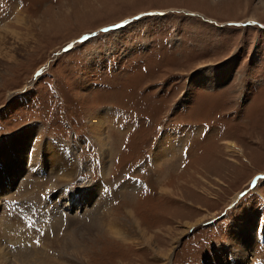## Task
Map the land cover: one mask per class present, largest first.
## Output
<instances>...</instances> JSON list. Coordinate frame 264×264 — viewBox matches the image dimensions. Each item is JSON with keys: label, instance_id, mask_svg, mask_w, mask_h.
Masks as SVG:
<instances>
[{"label": "rangeland", "instance_id": "374dc122", "mask_svg": "<svg viewBox=\"0 0 264 264\" xmlns=\"http://www.w3.org/2000/svg\"><path fill=\"white\" fill-rule=\"evenodd\" d=\"M4 189L37 212L0 203L10 264L20 237L38 250L26 264H263L264 0H0ZM51 219L76 234L71 256L44 238Z\"/></svg>", "mask_w": 264, "mask_h": 264}, {"label": "bare ground", "instance_id": "6f19581e", "mask_svg": "<svg viewBox=\"0 0 264 264\" xmlns=\"http://www.w3.org/2000/svg\"><path fill=\"white\" fill-rule=\"evenodd\" d=\"M17 19V18H16ZM18 20V19H17ZM215 81V79L213 78V77H211V83H213ZM106 122V121H105ZM104 121H102V116L101 117H99L98 116V114H97V116H93V117H91V119H90V125L93 127V129H94V133H95V135H97V137H96V140L99 142V144H100V147H101V150L102 149H105V146H106V144H107V140L105 139V136L103 135V132H102V127H103V124L105 123ZM104 126H105V124H104ZM93 133V134H94ZM103 135V136H102ZM95 138V137H94ZM97 142V143H98ZM227 142V141H226ZM226 142H224V143H226ZM228 146H230L231 147V151L233 150V149H236V150H239V148L238 147H236L235 146V143H233V142H228V143H226ZM100 149V148H99ZM106 150V149H105ZM161 151V150H160ZM158 153V152H157ZM158 155V154H157ZM158 159V158H157ZM30 165V164H29ZM66 165L67 164H65V166H63V165H60V164H57V166L58 167H61V169H63V170H58L57 168L58 167H52L53 168V171H51L50 172V175H53V182H57V181H62L63 180V178L65 179V178H68L69 179V177L71 176L70 175V172H68L67 170H66ZM27 173L29 172L30 174H33V172H31V170L29 171V169L27 168ZM47 177V176H46ZM57 187V186H56ZM5 188V187H4ZM4 193H0V200L1 199H3V197L2 196H5L6 197V194H8L9 193V191H6L5 189H4ZM4 197V198H5ZM53 205V204H52ZM11 210V209H10ZM57 210V209H56ZM33 213V212H32ZM49 214H51L52 215V211L50 212H48ZM5 214H7V212L5 213ZM56 215V214H55ZM59 215V214H58ZM60 216V215H59ZM93 217V216H92ZM10 218V217H9ZM54 219H56V218H54ZM62 219V218H61ZM131 219V218H130ZM52 220V219H51ZM50 220V222H49V224L48 225H45V228L47 227V230H49V233H53V234H56L55 236H53L52 237V239L49 237V236H46V234L44 235V238H48V239H46V240H48V241H52V242H54L55 241V244H58V243H60L61 245H63L64 244V246L63 247H61V249H62V251L64 252V253H66L67 255H69V256H71V254L70 253H75L76 251H72L70 248H72L73 246H75L76 244H77V236H75L76 234L75 233H70V235H71V237L73 238L72 239V243L71 242H67V237H66V239L65 238H59L58 237V226H59V220H55V221H51ZM103 220H104V217H103ZM107 220V224L109 225V227H108V229L110 230V229H112L111 227L112 226H116V228L112 231V232H110V233H114V235H112V234H109V235H111V237L113 236V238L114 239H117V240H120V241H128V242H132V241H130L129 239V237L130 236H132V234H137V231H136V229H135V227H133V225H131L129 222H126V221H122V220H120V219H116L115 217H113L112 215H111V213L109 212L108 214H107V216H106V218H105V220L104 221H106ZM63 221V220H62ZM65 222V221H64ZM64 222H62V223H64ZM92 222V221H91ZM6 223H8L7 222V218H6V216L4 215V213L3 212H1V214H0V224L1 225H3V226H5V224ZM93 224V223H92ZM251 224L252 223H250V224H247V225H249L248 226V231H252V229H251ZM8 225V224H7ZM85 229H87L88 230V232H91V229L93 230V226L90 224V226L88 225V227H86ZM241 229V228H240ZM5 231H6V233L4 232V234L2 235V236H7V238L9 239V241H10V239H13L14 240V238H16L15 237V234L14 233H12V232H10L9 230H8V232H7V229H4ZM44 230V229H43ZM6 234V235H5ZM83 233L81 232V235H82ZM90 234V233H89ZM88 234V235H89ZM10 235H13L12 237L10 236ZM108 235V236H109ZM139 235V234H138ZM11 238H10V237ZM250 236V235H249ZM252 236V235H251ZM250 236V237H251ZM70 237V238H71ZM248 237V236H247ZM60 240H59V239ZM141 238V237H140ZM21 239V237L19 238V240H17V242H19V244L18 245H21V246H23V247H21V246H18V247H20L19 249H18V251L19 252H13V251H15L16 249H10L9 251H11L10 253H13V257H14V259H16V260H18L19 262H20V264H26V263H28V262H32V263H34V261H35V259L38 257L37 256V252H38V250L37 249H35V246H33V244L31 243L29 246H28V244L25 242V243H22V244H20V242L22 241V240H20ZM144 239V238H143ZM26 240V239H25ZM62 240H64V241H62ZM137 240V239H136ZM142 240V239H141ZM250 240V239H249ZM12 241V240H11ZM24 241V240H23ZM28 241V240H27ZM144 241V240H143ZM146 241V240H145ZM10 243H12V242H10ZM65 243H67V244H65ZM11 245V244H10ZM17 245V244H16ZM249 246L247 245L246 246V248H248ZM4 248H2L1 247V244H0V264H10L9 263V261L7 260V259H9V257L7 256V251L6 250H4ZM248 250V249H247ZM247 250L246 251H242V253H241V255H243L244 253H246L247 252ZM6 251V252H5ZM40 255V254H39ZM240 255V254H239ZM36 256V257H35ZM41 256V255H40ZM241 257V256H240ZM40 258V257H39ZM42 258V257H41ZM81 259H84L83 257L81 258ZM247 259V258H246ZM58 264V263H57ZM60 264V263H59ZM242 264H249L248 263V261H244Z\"/></svg>", "mask_w": 264, "mask_h": 264}, {"label": "built area", "instance_id": "2783aa9c", "mask_svg": "<svg viewBox=\"0 0 264 264\" xmlns=\"http://www.w3.org/2000/svg\"><path fill=\"white\" fill-rule=\"evenodd\" d=\"M98 87H101V84L98 82ZM259 245H263L264 247V240H262V243H258ZM258 244H257V247H258ZM264 252V251H263ZM257 253V252H256ZM261 264V263H260ZM263 264H264V261H263Z\"/></svg>", "mask_w": 264, "mask_h": 264}, {"label": "water", "instance_id": "95a60500", "mask_svg": "<svg viewBox=\"0 0 264 264\" xmlns=\"http://www.w3.org/2000/svg\"><path fill=\"white\" fill-rule=\"evenodd\" d=\"M239 195V194H238ZM220 214H223L222 212Z\"/></svg>", "mask_w": 264, "mask_h": 264}]
</instances>
